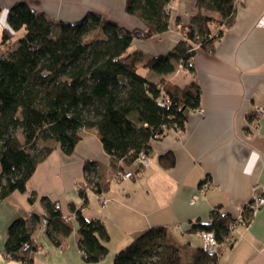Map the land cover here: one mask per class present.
<instances>
[{"label": "trees", "instance_id": "16d2710c", "mask_svg": "<svg viewBox=\"0 0 264 264\" xmlns=\"http://www.w3.org/2000/svg\"><path fill=\"white\" fill-rule=\"evenodd\" d=\"M172 1L126 0V12L146 24L132 29L95 11L66 21L50 18L24 0L11 6L2 43L10 42L11 35L21 30L24 35L0 55V201L15 191L27 190L36 167L52 151L49 145L40 146V141L58 142L70 155L84 130H95L114 165L122 160L132 167L139 152L150 155L153 140L161 139L170 128H185L186 112L200 107V87L196 82L179 86L166 75L175 71L176 62L193 72L197 48L212 50L222 36L223 27L212 32L216 19L202 10L218 12V27H228L234 20L236 0H198L186 39L169 54L145 64L162 75L153 81L138 70L142 53L130 48L136 39H150L169 29L172 11L168 5ZM173 160L171 154L161 156L166 167ZM84 174L79 193L86 205L87 187L102 194L109 183L98 180L95 161L85 162ZM29 199L33 201V196ZM43 201V218L20 216L9 224L6 259L33 264L39 246L34 236L37 225L59 247L75 230L74 222L84 261L105 258L109 234L102 220L86 218L81 208H73L74 219L66 220L49 198ZM245 216L250 221L253 213ZM233 221L229 213L216 209L209 222L193 224L195 230L215 233L220 243L215 256H209L203 246L183 248L172 241L167 227L152 226L117 251L112 264H219L223 246L235 237L230 228Z\"/></svg>", "mask_w": 264, "mask_h": 264}, {"label": "crops", "instance_id": "0c3cea01", "mask_svg": "<svg viewBox=\"0 0 264 264\" xmlns=\"http://www.w3.org/2000/svg\"><path fill=\"white\" fill-rule=\"evenodd\" d=\"M17 1L0 0V20L5 26L7 11ZM24 1L58 20L76 21L95 11L130 29L146 27L139 16L126 12V0ZM172 2L169 29L150 39H136L130 48L142 53L138 70L153 81L162 75L145 64L169 54L185 40L198 11V0ZM59 3L64 9L54 15L52 7L58 8ZM202 13L216 19L211 29L218 31L220 14L204 9ZM193 63L191 72L176 62L175 71L166 78L182 87L196 82L200 107L186 112L183 130L170 128L151 142L153 162L134 177L116 176L119 169L132 167L122 160L115 166L95 130H84L70 155L50 140L54 142L49 145L52 151L36 167L27 190L15 191L0 201V264H22L4 255L8 226L20 216L43 218L45 197L60 203L63 213L81 208L86 218L102 220L109 234L105 241L109 252L101 261L86 263L78 246L76 222L73 233L59 247L39 232L38 224L34 236L39 246L33 264H112L117 251L152 226L167 227L172 241L183 248L202 247L201 232L193 224L209 222L216 209L234 218L256 188L264 191V0H236L233 23L223 26L212 50L197 48ZM165 154L173 156L170 167L161 161ZM87 160L97 163V178L109 183V188L98 194L87 187L84 205L79 186L85 181ZM204 181L211 185L201 193ZM233 233L234 239L223 246L219 264H264V204L247 227L239 225Z\"/></svg>", "mask_w": 264, "mask_h": 264}, {"label": "built area", "instance_id": "2783aa9c", "mask_svg": "<svg viewBox=\"0 0 264 264\" xmlns=\"http://www.w3.org/2000/svg\"><path fill=\"white\" fill-rule=\"evenodd\" d=\"M168 8L172 11L174 8L173 2H171L168 5ZM0 27H6L2 21L0 20ZM223 26H220L219 29H222ZM198 46V45H196ZM197 48V47H195ZM158 137L157 135L154 137L156 139ZM153 162V159L150 155H148L145 151L139 152L137 155L136 159L132 163V169L129 171H119L118 175L122 179H129L134 177V169H142L149 167ZM211 183L209 181H204L200 185V192L205 193ZM256 188V191L253 193L252 197L240 208L238 214L234 217V221L231 224L230 228L231 231L234 232L237 228V226L241 225L243 227H247L249 221L246 218L245 214L246 212H251L254 213L258 211L264 204V191ZM100 200L105 203L106 199H103L102 196L100 195ZM56 208L60 209L61 205L60 203H55ZM75 217L74 212H69V213H63V218L66 220H73ZM44 225L46 223V220L43 221ZM40 233L44 232V227H41L39 230ZM201 235L203 238V249L209 256H215L218 254V248L220 246V243L218 242L215 233L212 231H201ZM58 251H61V249L58 248Z\"/></svg>", "mask_w": 264, "mask_h": 264}, {"label": "rangeland", "instance_id": "374dc122", "mask_svg": "<svg viewBox=\"0 0 264 264\" xmlns=\"http://www.w3.org/2000/svg\"><path fill=\"white\" fill-rule=\"evenodd\" d=\"M59 4H61V5H59L58 8H57L56 5H54L55 7H52L54 15H58V13L62 12L63 11L62 9H64L62 7V3H59ZM3 30H4V28L0 27V55H2L6 50H8L10 47H12V44H15L16 42H18L19 38L24 35V30L19 31V33H17V34L12 32L13 35H11V36H13V38H11L10 42L3 44L2 43ZM141 71H143V70H141ZM53 143L54 142H52V141H47V142H41L40 141V146H42V145H50V144H53ZM117 172H119V171H117ZM116 176L119 177L118 173H116ZM80 187H81V185L79 186V189H80ZM61 251H62V249H61Z\"/></svg>", "mask_w": 264, "mask_h": 264}]
</instances>
